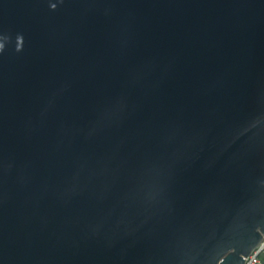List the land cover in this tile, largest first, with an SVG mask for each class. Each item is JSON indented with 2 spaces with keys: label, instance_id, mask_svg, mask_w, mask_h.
Here are the masks:
<instances>
[{
  "label": "water",
  "instance_id": "obj_1",
  "mask_svg": "<svg viewBox=\"0 0 264 264\" xmlns=\"http://www.w3.org/2000/svg\"><path fill=\"white\" fill-rule=\"evenodd\" d=\"M263 238L264 0H0V264Z\"/></svg>",
  "mask_w": 264,
  "mask_h": 264
},
{
  "label": "built area",
  "instance_id": "obj_2",
  "mask_svg": "<svg viewBox=\"0 0 264 264\" xmlns=\"http://www.w3.org/2000/svg\"><path fill=\"white\" fill-rule=\"evenodd\" d=\"M245 264H264V238L257 249L246 258Z\"/></svg>",
  "mask_w": 264,
  "mask_h": 264
}]
</instances>
